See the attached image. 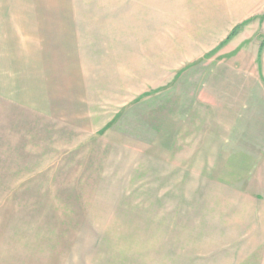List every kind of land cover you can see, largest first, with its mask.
I'll use <instances>...</instances> for the list:
<instances>
[{
    "label": "crops",
    "instance_id": "crops-1",
    "mask_svg": "<svg viewBox=\"0 0 264 264\" xmlns=\"http://www.w3.org/2000/svg\"><path fill=\"white\" fill-rule=\"evenodd\" d=\"M140 12L156 14L148 17L154 26L145 27ZM140 44L161 45L160 56L164 45L173 46L169 58L175 64L178 52L189 53L184 60L196 61L204 52L233 47L232 62L253 79L245 91L264 88V0H0V96L14 94L22 124L28 120L41 131L48 126L66 141L77 131L81 139L76 147L86 151L77 169L71 165L60 171L69 175L55 176L56 182L60 178L70 185L69 192H58L55 206L62 216L129 222L126 234L116 230L128 239L123 246H110V264H143L142 254L148 259L156 254L157 264H183L181 248L175 246L182 226L193 221H205L204 228L197 222L192 229L209 238L210 264H264V159L251 171L239 166L237 182L216 183V177L201 170L177 164L155 169L145 154L129 158V132L122 133L123 126L129 127V67H134L128 51L129 45ZM87 77L95 81L91 84ZM104 99L125 109L112 118L102 116ZM242 119L239 140L264 139L260 118ZM180 120L197 124L191 115ZM109 129L112 136L105 137ZM229 171L227 165L219 173L229 179ZM146 180L151 183L147 188ZM155 187L152 200L148 190ZM133 190H142L141 195L130 196ZM202 206L205 216H199ZM151 211L157 212L158 228L152 239L137 240L135 231H144ZM137 221L140 227L134 229ZM95 233L89 232L83 251L88 264H97V252L107 251L97 248Z\"/></svg>",
    "mask_w": 264,
    "mask_h": 264
},
{
    "label": "rangeland",
    "instance_id": "rangeland-1",
    "mask_svg": "<svg viewBox=\"0 0 264 264\" xmlns=\"http://www.w3.org/2000/svg\"><path fill=\"white\" fill-rule=\"evenodd\" d=\"M149 16L156 14L139 13L145 27L154 26ZM164 46L165 55L160 56L161 45H133L132 52L129 45V63H134L133 69L129 67V127L121 126L122 133L129 132V158L135 161V154H145L155 169L161 164L167 168L177 164L186 170H201L204 175L214 176L216 183L237 182L239 166L251 171L264 159V139L239 140V128L244 126L237 124L239 117L250 120L254 116L264 122V88L262 92L245 91L244 86L252 85L253 79L240 74V67L232 62L237 53L233 47L223 49L221 46L206 55L201 52L202 57L196 61H186L189 53L182 51L180 55L178 52L179 61L175 64L169 58L173 46ZM87 79L91 84L95 81L93 77ZM13 96H0V264L91 263L83 252L88 248L86 238L90 231L96 232L97 248L105 246L107 249L97 252V264H110L113 255L110 246H123L128 237L121 234H126L129 222L121 219L115 222L110 216L98 217L99 221L96 218L97 221L92 219V222L88 220L90 216H62L61 207L55 206L58 192L70 191L67 180L62 183L59 178L56 182L55 176L69 175L60 171L69 170L71 165L75 170L85 159L83 146L81 150L76 147L81 134L76 131L73 140H60L48 126L44 125L41 131L28 120L22 124L21 115L15 112L17 103ZM99 109L102 116L112 118L125 107L104 99ZM188 115L196 125L179 124L180 119ZM112 133L109 129L103 135L110 137ZM201 133L206 134L197 138ZM140 161L144 165V161ZM227 165L229 179H223L220 167ZM72 175L79 176L77 172ZM145 182L147 188L151 183ZM141 191L133 190L130 196L141 195ZM148 191L153 200L157 195L156 187ZM199 214H207L206 206H202ZM157 218V212L152 211L146 216L143 223L148 225L140 235L135 231L137 240L139 237L152 239L158 228ZM137 222L134 229L140 227ZM197 222L193 221L192 226L186 222V226H182L180 244L175 246L181 248L183 264H210L212 261L208 252L209 238L192 229ZM204 223L198 222L202 225L200 228H204ZM166 228H170V222H166ZM117 229L124 232L120 234ZM142 255L143 264H157L156 254H151L149 259L146 254ZM136 256L138 253H134Z\"/></svg>",
    "mask_w": 264,
    "mask_h": 264
}]
</instances>
